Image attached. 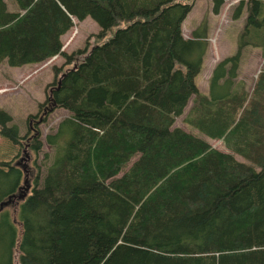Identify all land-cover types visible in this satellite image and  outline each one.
Masks as SVG:
<instances>
[{"label": "trees", "instance_id": "1", "mask_svg": "<svg viewBox=\"0 0 264 264\" xmlns=\"http://www.w3.org/2000/svg\"><path fill=\"white\" fill-rule=\"evenodd\" d=\"M12 1L0 0V63H73L44 103L68 112L44 136L49 162L0 212V264H264V70L250 91L238 79L243 49L264 56V0L234 6L236 50L214 64L207 93L195 84L206 21L180 31L193 0ZM86 17L98 32L66 54L60 36ZM189 99L182 122L229 152L172 127ZM10 120L0 109V135L18 144ZM22 180L0 161V203Z\"/></svg>", "mask_w": 264, "mask_h": 264}, {"label": "rangeland", "instance_id": "2", "mask_svg": "<svg viewBox=\"0 0 264 264\" xmlns=\"http://www.w3.org/2000/svg\"><path fill=\"white\" fill-rule=\"evenodd\" d=\"M245 1V0H244ZM8 10L15 9L12 0H4ZM238 0H225L222 2L219 10L213 13L211 10L212 0H193L192 7L185 15L181 22V36L183 38L191 37V30L195 28L202 20L205 19L207 49L202 60V67L198 75L195 77V84L200 92H205L208 83V77L213 65L227 55H231L236 50V38L239 29L243 23V14L232 19L231 14ZM73 24L64 34L60 36L62 43L61 50L66 54H70L73 50L82 48L84 40L90 35L98 32L97 24L89 17L81 21L73 18ZM228 43V39L234 40L231 48H227V52L223 51L224 56L217 57L215 54L214 39L216 44L219 42V50L222 39ZM92 39L90 38L89 41ZM230 40V42H231ZM226 43V44H227ZM227 46V45H226ZM252 47H246L242 51V58L239 62L238 79L244 82L247 91H250L256 74L264 70V56L257 52H253ZM214 62V63H213ZM73 61L69 64L64 63V58L60 55H54L43 62L20 67H10L5 62L0 63V109H3L11 116V122L16 125L19 136L18 144H13L0 135V161L19 162L25 166L27 179L29 180L30 168L34 165L42 171L49 162L51 148L44 142V136L56 129L58 122L68 112L62 108L56 107L45 114H40L42 106L47 105L45 98L48 88L54 87L50 84L53 80H57L59 73L66 68H70ZM56 68V71H54ZM57 76H56V75ZM50 85V86H49ZM188 101L183 113L178 116L172 127H178L186 132H190L198 138L206 141L209 146L222 151L229 152L225 144L221 140L210 139L195 129L189 128L182 122L183 114L190 105ZM41 105V106H39ZM50 107V105H49ZM40 114V115H39ZM40 118V121H38ZM37 121V122H36ZM31 129H30V128ZM30 138H37L41 142V148L36 153H31L29 145ZM24 152V154H23ZM237 162H243L241 158L233 154Z\"/></svg>", "mask_w": 264, "mask_h": 264}, {"label": "water", "instance_id": "3", "mask_svg": "<svg viewBox=\"0 0 264 264\" xmlns=\"http://www.w3.org/2000/svg\"><path fill=\"white\" fill-rule=\"evenodd\" d=\"M61 75V74H60ZM59 77L57 78L56 82H57V85L59 83ZM56 88V86H55ZM51 90V87L48 88V93L50 92ZM50 103L48 102L47 105L44 106L43 110H42V113H44L46 110H51L52 109V106L50 105ZM40 121V118L39 120ZM37 122V121H36ZM24 154V152H23ZM23 161V158H20L19 162L15 163V166L19 167L23 173V180H22V184L21 186L18 188V193L16 195H12L10 196L6 201H3L0 203V212L2 211L3 208L7 207L8 205H12L13 204V200H22L28 190V187H29V184H28V179H27V170L25 169V166L24 165H21L20 162ZM13 199V200H11Z\"/></svg>", "mask_w": 264, "mask_h": 264}, {"label": "crops", "instance_id": "4", "mask_svg": "<svg viewBox=\"0 0 264 264\" xmlns=\"http://www.w3.org/2000/svg\"><path fill=\"white\" fill-rule=\"evenodd\" d=\"M225 1V0H224ZM223 1V2H224ZM229 1V0H228ZM231 2H232V0H231ZM221 6V5H220ZM212 7V6H211ZM212 10V9H211ZM217 14V13H216ZM234 38H236V36H233ZM219 39H222V38H219ZM230 40L231 39H228V43H227V41L225 40V39H222V43H221V47H220V50H219V42H218V45L216 44V40L214 39V47L216 48V51H215V54H216V56L217 57H219V56H224L223 55V51H226L227 50V48H231L232 47V45H233V41L234 40H231V42H230ZM227 43V44H226ZM227 45V46H226ZM250 51H253V52H257V53H259L260 54V50L259 49H256V48H254L253 50H250ZM227 52V51H226ZM214 63V62H213ZM214 66V65H213ZM213 68V67H212ZM211 72V71H210ZM198 86V85H197ZM202 93H207V88H206V91L205 92H202ZM189 100H191V99H189ZM188 100V101H189ZM191 102V101H190ZM188 103V102H187ZM185 109V108H184Z\"/></svg>", "mask_w": 264, "mask_h": 264}, {"label": "flooded vegetation", "instance_id": "5", "mask_svg": "<svg viewBox=\"0 0 264 264\" xmlns=\"http://www.w3.org/2000/svg\"><path fill=\"white\" fill-rule=\"evenodd\" d=\"M50 91H51V90H50ZM48 94H49V93H48ZM48 98H49V96L47 95L46 98H45V100L47 101ZM43 108H44V106H42L41 111H40V114L42 113ZM40 114H39V115H40ZM29 128H30V127H29ZM30 129H31V128H30Z\"/></svg>", "mask_w": 264, "mask_h": 264}]
</instances>
